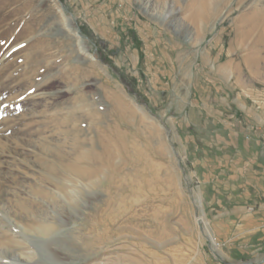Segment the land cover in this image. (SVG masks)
Masks as SVG:
<instances>
[{
    "label": "rangeland",
    "instance_id": "1",
    "mask_svg": "<svg viewBox=\"0 0 264 264\" xmlns=\"http://www.w3.org/2000/svg\"><path fill=\"white\" fill-rule=\"evenodd\" d=\"M0 41V264H264L199 181L201 106L264 96V0H0Z\"/></svg>",
    "mask_w": 264,
    "mask_h": 264
},
{
    "label": "crops",
    "instance_id": "2",
    "mask_svg": "<svg viewBox=\"0 0 264 264\" xmlns=\"http://www.w3.org/2000/svg\"><path fill=\"white\" fill-rule=\"evenodd\" d=\"M220 77L228 76L221 73ZM224 88L223 95L214 96L212 104L201 106L214 126L210 128L212 141L205 144L208 151L202 152L208 158L199 181L229 188L227 198L231 200L225 204L232 205H219L220 209L212 210L214 218L225 222L222 226L234 224L230 239L252 235L264 238V96L248 103L243 89ZM215 90L219 92L220 88ZM187 149L184 146V152Z\"/></svg>",
    "mask_w": 264,
    "mask_h": 264
},
{
    "label": "bare ground",
    "instance_id": "3",
    "mask_svg": "<svg viewBox=\"0 0 264 264\" xmlns=\"http://www.w3.org/2000/svg\"><path fill=\"white\" fill-rule=\"evenodd\" d=\"M255 16H257V15H255ZM54 169H55V168H54ZM49 171H50V172H53L54 170L51 169V170H49ZM55 171H56V170H55ZM53 176H54V175H53ZM54 178H55V177H54ZM56 179H57V178H56ZM51 180H52V179H51ZM53 183H54V182H53ZM63 183H64V182H63ZM55 185H56V184H55ZM60 185H61V184H60ZM54 189H55V188H54ZM56 189H57V188H56ZM66 189H67V188H66ZM55 191H56V190H55ZM55 191H54V192H55ZM56 193H57V192H56ZM63 193H65V192H63ZM68 193H69V192H68ZM70 193H71V192H70ZM70 193H69V194H70ZM78 193H79V192H78ZM58 194H59V193H58ZM66 194H67V193H66ZM49 195H50V194H49ZM71 195H72V193H71ZM73 195H74V193H73ZM76 195H77V194H76ZM76 195H75V196H76ZM63 196L65 197L66 195L64 194ZM82 196H83V195H82ZM72 197H73V196H72ZM66 198H67V196H66ZM76 198H77V197H76ZM73 199H74V198H73ZM63 200H64V199H63ZM77 200H78V199H77ZM69 201L72 202V199L69 198ZM75 201H76V200H75ZM80 201H81V200H80ZM86 202H87V201H86ZM86 202H85V203H86ZM68 204H69V203H68ZM85 205H86V204H85ZM78 206H79V205H78ZM81 206H83V205H80V207H81ZM72 208H73V207H72ZM67 209H68V208H67ZM74 209H75V208H74ZM81 211H82V210H81ZM58 216H59V215H58ZM134 216H135V215H134ZM129 218H130V217H129ZM102 223H103V224H106V222H105L104 220H102ZM109 223L112 224V221H110ZM98 224H101V223H100V220H98ZM107 225H109V224L107 223ZM107 225H106V226H107ZM51 228H52V227H51ZM49 230H50V227L45 228V231H46V232H48ZM51 230H52V229H51ZM52 246H53V245H52ZM71 246H72V245H71ZM49 249H50L51 253L54 254V250H56V249H54L53 247H52V248L49 247ZM42 250H43V249H42Z\"/></svg>",
    "mask_w": 264,
    "mask_h": 264
},
{
    "label": "trees",
    "instance_id": "4",
    "mask_svg": "<svg viewBox=\"0 0 264 264\" xmlns=\"http://www.w3.org/2000/svg\"><path fill=\"white\" fill-rule=\"evenodd\" d=\"M101 59H104L108 64H110V61L106 59V57L104 56H101ZM142 59V54L140 56V60Z\"/></svg>",
    "mask_w": 264,
    "mask_h": 264
},
{
    "label": "water",
    "instance_id": "5",
    "mask_svg": "<svg viewBox=\"0 0 264 264\" xmlns=\"http://www.w3.org/2000/svg\"><path fill=\"white\" fill-rule=\"evenodd\" d=\"M79 32H80V30L77 29V35H78V36H81V35L79 34ZM84 37H85V36H84ZM85 38H87V37H85Z\"/></svg>",
    "mask_w": 264,
    "mask_h": 264
},
{
    "label": "snow or ice",
    "instance_id": "6",
    "mask_svg": "<svg viewBox=\"0 0 264 264\" xmlns=\"http://www.w3.org/2000/svg\"><path fill=\"white\" fill-rule=\"evenodd\" d=\"M0 43H2V41H0Z\"/></svg>",
    "mask_w": 264,
    "mask_h": 264
}]
</instances>
